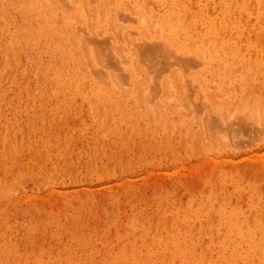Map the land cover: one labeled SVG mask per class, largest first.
Listing matches in <instances>:
<instances>
[{
  "label": "rangeland",
  "instance_id": "1",
  "mask_svg": "<svg viewBox=\"0 0 264 264\" xmlns=\"http://www.w3.org/2000/svg\"><path fill=\"white\" fill-rule=\"evenodd\" d=\"M36 1L33 11L28 0H0V264H264V107L256 102L264 103V0L177 3L190 41L169 43L186 44L183 59L205 61L186 59V67L145 54L144 42L168 43L159 1L125 0L119 9L115 0H73L96 7L82 8L94 26L102 21L93 45L121 38L142 57L132 82L116 68L117 87L96 77L108 98L91 93L90 73L74 79L77 56L93 64L88 38L80 51L62 49L42 20L44 9L59 11L62 27L69 7ZM136 1L152 33L130 43L122 17ZM198 12L232 27L225 34L238 56L200 31ZM191 82L208 107L196 105ZM211 113L222 123L209 122Z\"/></svg>",
  "mask_w": 264,
  "mask_h": 264
},
{
  "label": "bare ground",
  "instance_id": "2",
  "mask_svg": "<svg viewBox=\"0 0 264 264\" xmlns=\"http://www.w3.org/2000/svg\"><path fill=\"white\" fill-rule=\"evenodd\" d=\"M26 1V0H25ZM46 1V0H45ZM44 1V2H45ZM49 1V0H48ZM54 1V0H53ZM57 1V0H56ZM63 1V4H64V2H65V6L66 7H69V8H67L68 9V11H66L65 10V13L63 14V15H60L61 16V23L60 24H62L63 23V25H62V27H61V25L58 27L56 24L58 23L57 21H60V20H56V18H60V17H57L58 15H59V11H55V10H50V11H46L45 9L43 10L44 12H42V14H41V16H42V20L43 21H48L49 22V25L50 26H52L54 29H55V31L57 32V34H58V36L57 37H55L57 40H56V43H57V45L58 46H61L62 47V49H65V48H67V47H70V45H72V48H73V46H74V48H76L78 51H80V50H82V48H83V44H84V40L85 39H83V37L84 38H88V41H87V39H86V44L88 43L89 45H92V47L94 46V48L96 47V45H98L97 44V42H99V40H100V38H99V33H97V32H99V31H101L102 29V21H99V23L98 24H96L95 26H94V21L92 20V21H88V18H86L85 17V12L82 10V8L84 7V3H83V7H82V5H80V7H77L78 6V4H74L73 3V0H62ZM62 1L60 2V4H62ZM87 1V0H86ZM124 1L125 0H115V5L119 8V9H122V7H123V4H124ZM149 1V0H148ZM157 1H159L160 2V5H161V10H162V13L160 14V18H159V22H161V25H163L162 26V30L164 31V35H163V37H164V40L165 41H167L168 43H167V45L166 46H164V45H162V46H160L161 45V43H159L158 42V44L157 45H153V44H150L151 43V41L149 42V43H147V42H144V47L145 46H147L146 47V53L145 54H147V55H149V53L151 52L152 53V55L154 56L153 57V59H161V57H162V59L163 58H165L166 60H164V61H166L165 62V64H167L168 66L169 65H173L172 63H173V61L174 60H176V59H179L178 61L180 62V61H184V62H186L185 63V67H186V64H189L187 61H186V59L188 60V61H191L190 63H195L196 65H198L199 63L200 64H202V63H204L205 61L204 60H201L202 61V63L200 62V61H198L199 59H197V58H195V57H189V58H187L186 56H185V59H183V53H185L186 54V50H184L183 48L185 47V43H182V44H179L178 46H176V47H173V46H171L170 45V43H169V41H174V40H177V41H182V42H186V41H188L189 40V38H190V36L187 34V27H185L184 26V23L186 22V21H182L181 20V17H182V15L180 14V13H178V12H174V6L177 4V3H179V2H181V4H182V0H157ZM258 2V4L259 5H261L262 6V4H261V2L263 1V0H257ZM9 2H11V1H9ZM28 2H29V4H30V7L31 8H34L33 9V11H36L37 9H36V3H37V1L36 0H28ZM52 2V1H51ZM109 2V1H108ZM20 3V2H19ZM24 3V2H23ZM27 3V2H26ZM56 3H58V2H56ZM77 3V2H76ZM110 3V2H109ZM8 4V3H7ZM12 4V3H11ZM81 4H82V2H81ZM86 4V3H85ZM111 4V3H110ZM183 4H184V1H183ZM25 5V4H24ZM45 6H46V2H45V4H44ZM50 5V4H49ZM59 5V4H58ZM14 6V5H13ZM16 6V5H15ZM48 6V5H47ZM62 7H63V5H61ZM60 6V7H61ZM91 5H87L86 7H88V9L86 10V7H84L83 9H85L86 11H89L90 9H91V12L93 11V10H95L96 9V5L94 6L95 7V9H93L92 8V6L90 7ZM189 6H191V5H189ZM17 7V6H16ZM41 8H42V6H40ZM149 7V6H148ZM230 7V6H229ZM28 8V7H27ZM49 8V7H48ZM63 8H65V7H63ZM90 8V9H89ZM101 8V7H100ZM117 8V9H118ZM8 8H6V10H7ZM58 9H60L59 7H58ZM66 9V8H65ZM106 9V8H105ZM116 9V8H115ZM114 9V10H115ZM116 9V10H117ZM118 9V10H119ZM127 8H125V10H126ZM70 10V11H69ZM103 10V9H102ZM42 11V10H41ZM104 11V10H103ZM102 11V12H103ZM234 11H236V10H234ZM117 12V11H116ZM119 12V11H118ZM121 12V11H120ZM126 12V11H125ZM129 12V13H128ZM7 13V12H6ZM23 13V12H22ZM95 13V12H94ZM103 13H106L105 11L103 12ZM102 13V14H103ZM9 14V13H8ZM125 14H127V15H123V17H122V21H127L126 22V24H125V32H127V30L129 31V32H131L132 34H130V36L132 35L133 36V38H132V40H133V42H130V43H134V42H140V40L142 41L143 39H146V38H149V37H151V33H150V29L149 28H147V26H146V24H142V21L145 19V15H144V12H141V7H140V4H139V2L138 1H136L133 5H131L129 8H128V10H127V13H125ZM187 14V13H186ZM232 14H234V13H232ZM105 15V14H104ZM175 15L177 16V19H173L174 17H175ZM56 16V17H55ZM103 16V15H102ZM113 16V15H112ZM208 16V15H207ZM104 18H105V16H103ZM116 17V16H115ZM137 17V18H136ZM185 17H187V15L185 16ZM260 17V16H259ZM0 18H1V16H0ZM104 18H103V20H104ZM195 20L196 21H199V23H200V25H201V29H200V31L201 32H203V33H205V34H210L211 35V37H214L215 38V42L221 47V49H225L226 47H228V46H230L229 47V49H230V52H232L233 53V55H235V56H238V52L237 51H239V49L236 51V49H235V46H236V42H234V41H231V39H228L227 38V36H226V34H225V32L226 31H228L229 29H231L232 27L230 26V25H228L227 23H221V24H218L216 21H215V19H213V18H209L208 19V17H206L204 14H202L201 12L199 13H197V15H195ZM30 19V18H29ZM95 19V18H94ZM117 19V18H116ZM120 19V18H119ZM16 20V19H15ZM98 20V19H97ZM17 21V20H16ZM115 21V20H114ZM57 22V23H56ZM94 23V24H92V23ZM118 22V21H117ZM117 22H115V23H117ZM220 22H224V19H223V17H222V19L220 20ZM234 22H235V20H234ZM29 23V22H28ZM31 23V22H30ZM119 23V22H118ZM249 23V22H248ZM16 24V23H15ZM32 24V23H31ZM120 24V23H119ZM115 26H118V24L116 25V24H114ZM32 26V25H31ZM47 26V25H46ZM114 26V27H115ZM152 26V25H151ZM61 27V28H60ZM105 27H106V22H105ZM33 28V27H32ZM118 28V27H117ZM198 28V27H197ZM121 29V28H120ZM119 29V30H120ZM127 29V30H126ZM10 30V29H9ZM33 30V29H32ZM115 30H116V28H115ZM123 30V29H122ZM61 31H65L66 33L65 34H63V33H61ZM81 31L82 32H84V33H87V35L88 36H84V33L82 34L83 36H81ZM116 31H118V30H116ZM114 32V31H113ZM120 32V31H119ZM118 32V33H119ZM162 32V31H161ZM34 34H35V31L33 32ZM116 33V32H115ZM117 34V33H116ZM126 34V33H125ZM31 35V34H30ZM120 35V34H119ZM147 35L149 36V37H147ZM108 35H106V41H109V42H101V44L102 43H105V45H104V47H103V44H102V46H101V44H100V47H101V50H100V48L97 46L96 48L98 49V50H100V52H99V55H98V53H97V51L95 50V49H91V48H89V50H88V48H87V50H88V52L87 53H89V55L91 56V60H92V62H93V64H92V66H91V68H90V70H89V66L91 65V64H88V63H85L84 61H83V59L82 58H80V57H82V56H77V59H79V60H77V59H75V62H74V68H72V69H74V79H76L77 80V82L79 83H81V82H85V80H87L88 79V76L89 77H91L90 78V80L91 81H93V80H95L94 78H96L98 75L99 76H102V77H99V78H101V79H105V80H108L109 82H114L115 81V76L117 77L118 75H115V73L114 72H116V70L118 69V71L119 72H116V73H119L120 75L118 76V77H120V78H122L121 76H123V79H125V81L127 80L128 82L127 83H129V82H132L133 81V78H135L136 77V73L138 72H140L141 73V62L139 63V61H141V58H139V57H136L135 58V53H132V51H131V47H129L130 46V44L129 43H127V42H123V46H121V43H122V39L120 38V43L118 42L117 43V40H116V43L119 45L120 44V47L118 46V49H116L117 48V46H115V43H113V41H115V40H112L113 38H111L110 40H109V36L107 37ZM116 36V35H115ZM111 37V36H110ZM125 37V36H124ZM144 37V38H143ZM1 38V37H0ZM49 38V37H48ZM54 38V37H53ZM102 38H104V37H102ZM119 38V37H118ZM158 38V37H157ZM51 39V37L49 38V40ZM74 39H76V40H74ZM116 39H117V37H116ZM125 39V38H124ZM159 39V38H158ZM13 40H15V39H13ZM112 40V43H110V41ZM125 40H127V39H125ZM197 40H199L198 38H197ZM74 41V42H73ZM145 41V40H144ZM154 41V40H153ZM155 41H156V39H155ZM190 41V40H189ZM188 41V42H189ZM138 42V43H139ZM161 42V41H160ZM94 43H96V45H93ZM152 43H157V42H152ZM10 44V43H9ZM85 44V45H86ZM146 44V45H145ZM148 44H150V45H148ZM163 44V43H162ZM221 44V45H220ZM38 45V44H37ZM36 45V46H37ZM47 45H50V44H47ZM84 45V46H85ZM194 45V44H193ZM61 47H60V49H61ZM103 47V48H102ZM122 47V48H121ZM37 48H39L38 46H37ZM23 49V48H22ZM36 49V48H35ZM61 49V50H62ZM122 49V50H121ZM125 49V50H124ZM84 50V49H83ZM86 50V51H87ZM120 50H121V53H123V54H126V56L128 55V52H129V55H128V60H127V63H126V61H124L123 63H126V65L124 64V65H122V60H125V58H127L126 56H125V58H124V55H123V59H121V57H120V59H119V57H118V54H117V51H119V53H120ZM126 50L128 51L127 53H125L126 52ZM149 50V51H148ZM189 50H191V49H189ZM188 50V51H189ZM194 50V49H193ZM6 51V50H5ZM13 51V50H12ZM75 51V50H74ZM124 51V52H123ZM143 51V50H142ZM192 51V50H191ZM207 51V50H206ZM39 52V51H38ZM54 53H55V51H53ZM6 53V52H5ZM75 53V52H74ZM81 53V52H80ZM207 53V52H206ZM82 54V53H81ZM80 54V55H81ZM53 55V54H52ZM83 55V54H82ZM102 55V56H101ZM136 55H137V53H136ZM139 56H141V54L139 53L138 54ZM194 55H197V54H195L194 53ZM193 55V56H194ZM219 55V54H218ZM85 56H86V54H85ZM98 56H100L101 57V59H99L98 58ZM121 56H122V54H121ZM198 56V55H197ZM74 57V56H73ZM147 57H149V56H147ZM180 57V58H179ZM219 57V59L221 60L222 59V57H220V56H218ZM190 58H192V59H190ZM97 59H99V60H97ZM139 59V60H138ZM172 59V60H171ZM196 59V60H195ZM88 60V59H87ZM121 60V61H120ZM223 60V59H222ZM90 61V60H89ZM158 61V60H157ZM177 61V60H176ZM174 62V63H176L177 64V62ZM196 61V62H195ZM86 62H88V61H86ZM198 62V63H197ZM223 61H221V63H222ZM245 62V61H244ZM160 64L159 62H155V66H156V64ZM224 63V62H223ZM179 64V63H178ZM244 64V63H243ZM245 64H246V62H245ZM55 65V64H54ZM67 65V64H66ZM69 65V64H68ZM67 65V66H68ZM162 65V64H161ZM166 65V66H167ZM38 66V65H37ZM63 66V65H62ZM123 66V67H122ZM154 66V65H153ZM157 66H159V65H157ZM164 66V65H163ZM222 66H223V64H222ZM56 67V66H55ZM120 67H121V69H120ZM161 67V66H160ZM180 67V66H179ZM112 68H113V70H114V68H116V70L115 71H112ZM122 68L124 69V71H122ZM181 69V68H180ZM185 69V68H184ZM154 70V69H153ZM229 70V69H228ZM90 71V72H89ZM156 71H157V69H156ZM186 71V70H185ZM158 72V71H157ZM161 72V71H160ZM162 72H163V70H162ZM161 72V73H162ZM229 72V71H228ZM45 73V72H44ZM87 73H90L89 75L87 74ZM148 73V72H147ZM123 74V75H122ZM88 75V76H87ZM91 75V76H90ZM115 75V76H114ZM142 75V74H141ZM144 75V74H143ZM149 75V74H148ZM196 75V74H195ZM137 76H138V74H137ZM229 76V75H228ZM227 76V77H228ZM117 77V78H118ZM53 78V77H52ZM97 79V81L93 84V82H90L91 84H93L94 86H93V92H91L92 94L94 93L95 95H98V96H102V97H104L105 98V96L107 97H109L110 95L109 94H106L105 93V91L104 90H102L100 87H99V85L101 84V80L100 79ZM229 78V77H228ZM70 79H71V76H70ZM119 79V78H118ZM117 79V80H118ZM141 79V78H140ZM104 80V81H105ZM120 80V79H119ZM189 80V79H188ZM67 81V80H66ZM98 81H101V82H99L98 83ZM121 81H124V80H121ZM212 81V80H211ZM227 81V80H226ZM116 82V81H115ZM114 82V84H116ZM60 83V82H59ZM68 83V82H67ZM106 83V82H105ZM119 83V82H118ZM126 83V82H125ZM158 83V82H157ZM195 82H191V88L192 89H190V87H188L189 88V91H193V93L196 95V96H198V98H195V99H198V104L196 103V105H199V106H201V105H203V106H206V104H207V100H209L208 98L207 99H205L204 100V103H202V102H200V104H199V100H201L202 101V97H200L199 95L201 94V92L199 93L198 91H200L201 90V87L198 85V86H196V83L194 84ZM197 83H199V82H197ZM83 84V83H82ZM85 84H87V82L86 83H84L83 85L85 86ZM98 84V85H97ZM169 84V83H168ZM189 84V83H188ZM147 85V84H146ZM157 85V84H156ZM203 85V84H202ZM201 85V86H202ZM207 85V84H206ZM240 85V84H239ZM87 86V85H86ZM103 86H105V84H103L102 83V86L101 87H103ZM111 86V85H110ZM158 86V85H157ZM156 86V87H157ZM165 86V85H164ZM169 86V85H168ZM190 86V85H189ZM246 86V85H245ZM106 87V89H107V85L105 86ZM116 87H117V84H116ZM124 87V86H123ZM158 89H159V86L157 87ZM161 88V87H160ZM74 89V88H73ZM105 89V88H104ZM108 89H110L109 88V86H108ZM111 89H113V87H111ZM185 89V88H184ZM115 90V89H114ZM169 90H171V89H169ZM168 90V91H169ZM186 90V89H185ZM203 90V89H202ZM62 91V90H61ZM107 91V90H106ZM116 91V90H115ZM187 92V93H190V92ZM40 92V91H39ZM156 92H158V91H156ZM155 92V93H156ZM170 92V91H169ZM115 93V92H114ZM171 93V92H170ZM186 93V92H185ZM205 93H207V92H205ZM254 93V92H253ZM257 93V92H256ZM42 94V93H41ZM71 94V93H70ZM213 94V93H212ZM185 96V95H184ZM192 96V95H191ZM204 96V95H203ZM217 96V95H216ZM258 96V95H257ZM107 97V98H108ZM171 97H172V95H171ZM170 97V98H171ZM156 98V97H155ZM213 98H214V96H213ZM249 98V97H248ZM187 99V98H186ZM192 100V99H191ZM214 100V99H213ZM186 101V100H185ZM189 101V100H188ZM212 101V100H211ZM264 101V100H263ZM195 102H197L196 100H195ZM195 102H194V105H195ZM205 102H206V104H205ZM257 103H258V105L259 106H263L264 107V103L263 102H261V101H256ZM177 104V103H176ZM215 104V103H214ZM157 105H159V104H157ZM162 105V104H161ZM160 105V106H161ZM122 106V105H121ZM210 106V105H209ZM123 107V106H122ZM206 107H208V105L206 106ZM116 108V107H115ZM175 108V107H174ZM203 108V107H202ZM205 108V107H204ZM210 108V109H209ZM208 108V110H210L208 113H210L211 111H212V107H209ZM206 109V108H205ZM175 110H177V107H176V109H174V110H172V111H174V116H179V113L177 114L176 112H175ZM233 110V109H232ZM149 111V110H148ZM158 111V110H157ZM178 111V110H177ZM191 111V110H190ZM193 111V110H192ZM244 111V110H243ZM159 112V111H158ZM180 112V111H179ZM182 112H184V111H182ZM123 113V112H122ZM160 113V112H159ZM164 113V112H163ZM175 113L177 114V115H175ZM207 113V114H208ZM217 113V112H216ZM215 113V114H216ZM241 113H243V112H241ZM166 114V113H165ZM181 114V113H180ZM186 115H187V113H185ZM206 114V115H207ZM234 114V113H233ZM119 115H121V113L119 114ZM172 115V116H173ZM199 115V114H198ZM212 115V113L210 114V116ZM230 115V114H229ZM241 115V114H240ZM161 116V114H158V116H157V113H156V115H155V117H157V118H159ZM169 116V115H168ZM171 116V117H172ZM207 116H209V115H207ZM209 116V117H210ZM218 115H216V116H214V115H212L211 117H210V119L208 118V121L209 122H212V124H217V123H220L221 121H219V118L217 119L216 117H217ZM242 116V115H241ZM136 117V116H135ZM181 116H179L178 118L181 120V118H180ZM187 117L188 118H185V120H188L187 122H186V124L188 125H186V127L187 128H189L190 129V127H191V124H192V117L190 116V113H188V115H187ZM232 117H233V115H232ZM102 118V117H101ZM166 118H167V116H166ZM175 118V117H174ZM177 118V119H178ZM182 118H183V116H182ZM242 118V117H241ZM241 118H239L240 120H241ZM245 119V117H243L242 118V120H244ZM184 120V121H185ZM230 120V119H229ZM127 121V120H126ZM176 121H178V120H176ZM219 121V122H218ZM246 121V120H245ZM180 123H181V121H179ZM176 123V122H175ZM222 123V122H221ZM245 123V122H244ZM203 124V123H202ZM202 124H200V125H202ZM205 125V124H204ZM204 125L202 126L203 128H204ZM226 125H227V123H226ZM213 126V125H212ZM223 126V125H222ZM207 128L206 129H208V125L206 126ZM200 128V127H199ZM214 128V127H213ZM201 130V132H204V133H206L207 131H202V129H200ZM120 131V130H119ZM191 131V130H190ZM192 132V131H191ZM195 132V131H194ZM197 132H199V133H201L200 131H197ZM220 133V132H219ZM258 133V132H257ZM209 134V133H208ZM150 136V135H149ZM196 136H197V134H196ZM227 137V136H226ZM235 139V138H234ZM228 141V140H227ZM238 142V141H237ZM213 143V142H212ZM220 144V143H219ZM229 144V143H228ZM226 146V145H225ZM24 147V146H23ZM234 147V146H233ZM104 151V150H103ZM259 159V158H258ZM250 167H254V166H256V165H249ZM260 167V166H259ZM261 168V167H260ZM263 168V167H262ZM207 169V168H206ZM256 169H257V167H256ZM205 170V169H204ZM210 170H211V168H210ZM262 170V169H261ZM25 172V171H24ZM89 173V172H88ZM199 174V173H198ZM203 182V181H202ZM115 218V217H114ZM204 223V222H203ZM233 229V228H232ZM231 229V230H232ZM232 237H233V235H232ZM238 237V236H237ZM235 238V237H234ZM242 238H243V235H242ZM237 245V244H236ZM203 249V248H202ZM232 249H233V247H232ZM261 250V249H260ZM225 254V253H224ZM256 259L254 258V261H255ZM127 264V263H126ZM235 264V263H234ZM248 264H249V262H248Z\"/></svg>",
  "mask_w": 264,
  "mask_h": 264
}]
</instances>
